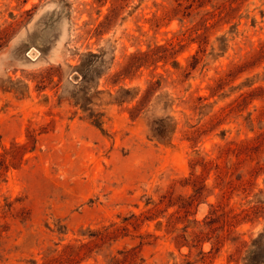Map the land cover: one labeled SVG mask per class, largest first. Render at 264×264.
Returning a JSON list of instances; mask_svg holds the SVG:
<instances>
[{"label": "rangeland", "instance_id": "374dc122", "mask_svg": "<svg viewBox=\"0 0 264 264\" xmlns=\"http://www.w3.org/2000/svg\"><path fill=\"white\" fill-rule=\"evenodd\" d=\"M0 264H264V0H0Z\"/></svg>", "mask_w": 264, "mask_h": 264}, {"label": "trees", "instance_id": "16d2710c", "mask_svg": "<svg viewBox=\"0 0 264 264\" xmlns=\"http://www.w3.org/2000/svg\"><path fill=\"white\" fill-rule=\"evenodd\" d=\"M145 56H147V54Z\"/></svg>", "mask_w": 264, "mask_h": 264}]
</instances>
